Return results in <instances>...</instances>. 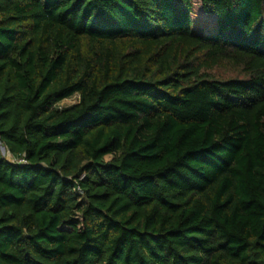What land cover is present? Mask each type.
I'll use <instances>...</instances> for the list:
<instances>
[{
    "label": "trees",
    "instance_id": "trees-1",
    "mask_svg": "<svg viewBox=\"0 0 264 264\" xmlns=\"http://www.w3.org/2000/svg\"><path fill=\"white\" fill-rule=\"evenodd\" d=\"M0 143V264H264V0H0Z\"/></svg>",
    "mask_w": 264,
    "mask_h": 264
},
{
    "label": "rangeland",
    "instance_id": "rangeland-1",
    "mask_svg": "<svg viewBox=\"0 0 264 264\" xmlns=\"http://www.w3.org/2000/svg\"><path fill=\"white\" fill-rule=\"evenodd\" d=\"M195 11L197 12V15H200V11H199V7H198V5H196V7H195ZM76 102H77V98H76V97H72V98H70V99H68V100L63 101V102L60 104V106H61V107H69V106L75 104ZM0 155H1L3 158H5V159L10 160V156H9L7 150H6L5 147H4L3 145H1V144H0Z\"/></svg>",
    "mask_w": 264,
    "mask_h": 264
},
{
    "label": "built area",
    "instance_id": "built-area-1",
    "mask_svg": "<svg viewBox=\"0 0 264 264\" xmlns=\"http://www.w3.org/2000/svg\"><path fill=\"white\" fill-rule=\"evenodd\" d=\"M0 144H1V143H0ZM19 163H20V164H23V163H24V161H20Z\"/></svg>",
    "mask_w": 264,
    "mask_h": 264
}]
</instances>
